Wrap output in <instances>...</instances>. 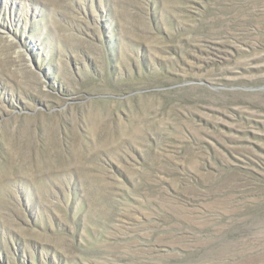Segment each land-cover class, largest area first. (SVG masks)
Segmentation results:
<instances>
[{
  "label": "rangeland",
  "instance_id": "rangeland-1",
  "mask_svg": "<svg viewBox=\"0 0 264 264\" xmlns=\"http://www.w3.org/2000/svg\"><path fill=\"white\" fill-rule=\"evenodd\" d=\"M0 264H264V0H0Z\"/></svg>",
  "mask_w": 264,
  "mask_h": 264
}]
</instances>
